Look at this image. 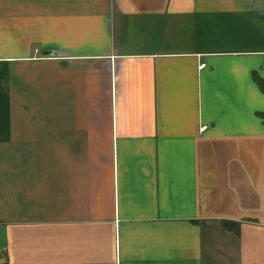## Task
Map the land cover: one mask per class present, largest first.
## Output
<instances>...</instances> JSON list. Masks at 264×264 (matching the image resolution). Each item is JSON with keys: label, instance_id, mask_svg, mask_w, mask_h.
I'll return each instance as SVG.
<instances>
[{"label": "crops", "instance_id": "crops-1", "mask_svg": "<svg viewBox=\"0 0 264 264\" xmlns=\"http://www.w3.org/2000/svg\"><path fill=\"white\" fill-rule=\"evenodd\" d=\"M0 264H264V0H0Z\"/></svg>", "mask_w": 264, "mask_h": 264}, {"label": "built area", "instance_id": "built-area-1", "mask_svg": "<svg viewBox=\"0 0 264 264\" xmlns=\"http://www.w3.org/2000/svg\"><path fill=\"white\" fill-rule=\"evenodd\" d=\"M199 66L202 67L203 64L201 63V64H199ZM204 127H205V126H201V127H200V130H201V129H204Z\"/></svg>", "mask_w": 264, "mask_h": 264}, {"label": "trees", "instance_id": "trees-1", "mask_svg": "<svg viewBox=\"0 0 264 264\" xmlns=\"http://www.w3.org/2000/svg\"><path fill=\"white\" fill-rule=\"evenodd\" d=\"M223 224L227 227V225H226L227 223L223 222Z\"/></svg>", "mask_w": 264, "mask_h": 264}]
</instances>
